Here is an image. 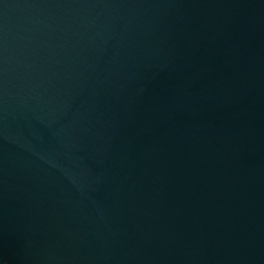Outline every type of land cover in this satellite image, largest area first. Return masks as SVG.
Wrapping results in <instances>:
<instances>
[{
    "label": "water",
    "instance_id": "water-1",
    "mask_svg": "<svg viewBox=\"0 0 264 264\" xmlns=\"http://www.w3.org/2000/svg\"><path fill=\"white\" fill-rule=\"evenodd\" d=\"M0 264H264V0H0Z\"/></svg>",
    "mask_w": 264,
    "mask_h": 264
}]
</instances>
